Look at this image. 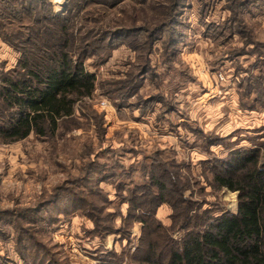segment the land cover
Listing matches in <instances>:
<instances>
[{
	"label": "rangeland",
	"instance_id": "1",
	"mask_svg": "<svg viewBox=\"0 0 264 264\" xmlns=\"http://www.w3.org/2000/svg\"><path fill=\"white\" fill-rule=\"evenodd\" d=\"M16 1L52 20L36 21L24 49L0 26V83L62 51L95 91L54 135L0 141V264H27L20 252L36 243L61 264H138L150 241L139 206L161 194L156 184L166 200L155 218L176 240L187 217L198 227L238 211L214 172L234 149L259 146L264 158V89L249 86L264 77V0Z\"/></svg>",
	"mask_w": 264,
	"mask_h": 264
},
{
	"label": "trees",
	"instance_id": "2",
	"mask_svg": "<svg viewBox=\"0 0 264 264\" xmlns=\"http://www.w3.org/2000/svg\"><path fill=\"white\" fill-rule=\"evenodd\" d=\"M0 8L9 11L12 24L0 26L4 27L5 40L16 49L32 44L31 30L36 21L48 24L52 20L37 2L0 0ZM2 15L0 21L5 23ZM37 49L35 43L31 51ZM7 73L0 83V141H22L31 134L54 135L60 123L75 114L77 101L91 97L95 91L94 76L62 51L53 64L42 70L32 63L30 68L20 65L18 70ZM249 86L253 91H262L264 77L252 78ZM220 164L215 169L214 181L218 188L238 193V211L216 216L206 213L198 227L193 226L192 217H187L182 223L186 233L176 240L172 237L174 230L165 229L155 218L156 207L166 200L165 187L156 184L161 194L154 193V197L146 199L151 205L144 203V207L149 206L145 210L141 208L142 202L139 206L144 235L150 241L134 257L138 264H264L262 149L259 146L234 149ZM67 202L66 212L77 207L75 200L69 198ZM25 240L32 242L33 237L18 242ZM25 250L20 253L27 264H61L39 243L36 247L30 245L26 253Z\"/></svg>",
	"mask_w": 264,
	"mask_h": 264
}]
</instances>
